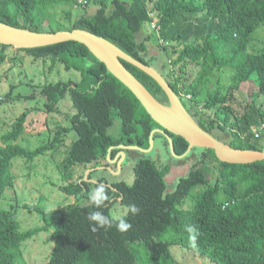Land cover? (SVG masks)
Wrapping results in <instances>:
<instances>
[{
	"label": "trees",
	"instance_id": "16d2710c",
	"mask_svg": "<svg viewBox=\"0 0 264 264\" xmlns=\"http://www.w3.org/2000/svg\"><path fill=\"white\" fill-rule=\"evenodd\" d=\"M88 1V5L97 4V10L92 15H78L70 30L92 32L153 66L150 36L141 40L137 36L145 24H155V37L166 57L162 71H158L199 126L212 135L216 129L228 132V144L236 149L264 148L260 144L264 110L257 105V99L264 96V45L251 48L264 33V0ZM62 6L82 7L77 0H0V22L36 32L61 31L48 26L58 21L56 9ZM70 17L65 12V19ZM9 49L14 48L0 44V66L6 62ZM17 51L50 62V70L61 64L68 71L78 72L80 79L38 86L47 112L56 111L66 95L75 111L69 116V127L56 126L49 142L34 150L15 143L23 134L27 112L1 135L0 199L15 188L14 159L33 162L57 152L69 131L76 139L57 165L61 179L67 182L63 192L88 198L93 185L104 184L109 196L116 198L100 209L90 203H75L57 211L54 246L46 264H181L174 258L172 246L193 250L215 264H264V161L231 164L218 160L212 149H202L200 159L188 175L178 179L172 191H168L165 179L170 165L160 166L150 158L135 161L131 185L123 180L109 181L107 170L91 172L88 179L97 183L87 182L85 172L103 166L108 154L114 158L120 151L117 146L146 149L151 132L160 126L85 45L68 41ZM191 64L200 68L192 81L187 74ZM124 65L158 101L168 104L154 79L127 62ZM229 69V80L224 82L220 74ZM252 79H256L255 86ZM210 85L215 86L214 91L208 90ZM235 94L248 96L250 102L241 113L231 104ZM116 119L121 121V128L112 134ZM168 134L175 153L183 155L188 143ZM154 138L167 143L159 133ZM111 147L115 148L109 153ZM213 166L216 176L211 184ZM188 201L190 205L184 207ZM116 203L136 204L141 209L138 215L128 216L132 228L127 232L115 226L93 230L89 213L99 210L109 215ZM32 209L44 214L41 208ZM188 226L198 229L194 243ZM42 230H21L16 207H0V264H30L22 246Z\"/></svg>",
	"mask_w": 264,
	"mask_h": 264
},
{
	"label": "rangeland",
	"instance_id": "374dc122",
	"mask_svg": "<svg viewBox=\"0 0 264 264\" xmlns=\"http://www.w3.org/2000/svg\"><path fill=\"white\" fill-rule=\"evenodd\" d=\"M97 8L98 5L95 3H91L85 8L59 7L56 9L59 19L50 24L48 29L70 30L78 15H92ZM65 12L70 13V20L65 19ZM147 35L151 38L148 45L149 56L154 58L152 65L155 69L162 71V65L165 63L166 57L159 48V43L150 23L144 25L143 32L139 33L137 37L141 40ZM263 45L264 33L260 34L259 38L252 42L251 48L260 49ZM49 66L50 62L43 63L41 60H35L26 53H19L16 49L7 51V60L0 66V137L11 129L12 123L24 112L28 114L27 122L23 134L15 143L30 150H34L49 142L53 137L56 126L69 127V116L75 113L69 95H66L59 102L56 111L47 112L44 107V99L39 95L38 86L48 82L68 81L70 79L79 80L80 74L74 70H66L61 64L51 70ZM199 69L196 65H189L187 74L190 76V81L197 78ZM229 71L231 70L229 69L220 74L224 82L229 80ZM218 77L215 76L214 78ZM251 83L252 86H255L256 79H252ZM208 90L214 91L215 86L210 85ZM247 97L235 94L231 104L237 113L243 112L247 104L250 103ZM257 105L264 110V96L257 99ZM120 128L121 121L116 119L111 133L116 134ZM213 135L227 144L230 142L228 132L216 129ZM64 137V145L55 153L42 155L33 162H27L21 158L14 159L15 188L6 191L0 199L1 208L16 207L21 230L44 228V230L22 246L24 257L30 264H46L50 259L54 246V214L68 204L89 203L88 198L68 196L62 190L67 185V182L61 179L57 165L62 161L72 141L76 139V134L73 131H69ZM260 144L264 145V133L260 139ZM201 153L202 149L194 148L185 157L175 158L169 150L168 143L163 138H158L148 154L136 150L127 151L128 157L122 161L121 171H118L119 174L114 175L111 171H108L105 176H107L109 181L123 180L131 185L134 181L133 166L135 161L140 158H150L160 166L170 165V172L165 179L168 191H172L178 179L189 174L193 164L200 159ZM110 166L115 170V161L111 162ZM97 171L101 173L104 170ZM215 176L214 167L209 178L211 184L214 182ZM93 188H95V185L92 186ZM189 205L190 201L186 202L184 207ZM33 206L41 208L44 214H41L37 209H32ZM171 252L181 264H215L209 258L201 257L193 250L185 247L172 246Z\"/></svg>",
	"mask_w": 264,
	"mask_h": 264
},
{
	"label": "water",
	"instance_id": "95a60500",
	"mask_svg": "<svg viewBox=\"0 0 264 264\" xmlns=\"http://www.w3.org/2000/svg\"><path fill=\"white\" fill-rule=\"evenodd\" d=\"M68 41L85 45L97 60L103 63L107 70L135 95L150 117L160 126V128H156L151 132L148 148L125 145L117 146L116 148L120 149L119 154L121 155V159L117 163V170H113L110 166L90 168L85 172V181L97 183L95 180L88 179V175L96 169L108 170L114 175H118V171H121V164L125 159L126 152L136 150L148 154L154 147V136L156 133L165 137L169 150L175 158H183L194 148H199L212 149L221 162L248 164L264 161V148L262 150L236 149L202 129L186 110L181 99L171 88L162 73L153 66L136 60L112 42L83 29L74 28L72 30H61L57 32H36L0 22V44L12 46L16 50L52 46ZM124 62L135 66L154 79L164 91L168 99V104L158 101L126 68ZM168 132L182 137L188 143V148L183 155H177L175 153L174 143ZM114 148L111 147L109 153ZM107 162L109 164L113 162L110 154L107 156Z\"/></svg>",
	"mask_w": 264,
	"mask_h": 264
},
{
	"label": "clouds",
	"instance_id": "9594fccd",
	"mask_svg": "<svg viewBox=\"0 0 264 264\" xmlns=\"http://www.w3.org/2000/svg\"><path fill=\"white\" fill-rule=\"evenodd\" d=\"M114 199L116 198L109 196L107 186L104 184H98L88 196L89 203L97 209L104 207ZM140 211L141 209L136 204L121 205L116 203L111 208L109 215L97 210L89 213L88 219L93 222V230L115 226L118 231L127 232L132 228V224L128 220L129 214L138 215ZM187 231L190 234V240L194 243L198 235V229L188 226Z\"/></svg>",
	"mask_w": 264,
	"mask_h": 264
},
{
	"label": "flooded vegetation",
	"instance_id": "af4514ba",
	"mask_svg": "<svg viewBox=\"0 0 264 264\" xmlns=\"http://www.w3.org/2000/svg\"><path fill=\"white\" fill-rule=\"evenodd\" d=\"M120 153V151L117 153V154H115L114 155V158H112V160H113V162L115 161V170H117V163H118V161L121 159V155L119 154ZM128 156H127V152H126V156H125V158H127ZM107 161L106 162H104V165L103 166H108L107 165ZM110 166V165H109ZM111 167V166H110ZM112 168V167H111ZM113 169V168H112ZM105 172H106V170H104ZM107 172H108V170H107Z\"/></svg>",
	"mask_w": 264,
	"mask_h": 264
},
{
	"label": "built area",
	"instance_id": "2783aa9c",
	"mask_svg": "<svg viewBox=\"0 0 264 264\" xmlns=\"http://www.w3.org/2000/svg\"><path fill=\"white\" fill-rule=\"evenodd\" d=\"M78 1V4H79V6H82V7H86V6H88V3H89V1L88 0H77ZM152 27L153 28H156V25L155 24H152ZM264 126L262 125V128H263ZM258 135L259 134H256V136L258 137Z\"/></svg>",
	"mask_w": 264,
	"mask_h": 264
}]
</instances>
